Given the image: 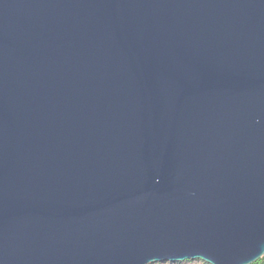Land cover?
I'll use <instances>...</instances> for the list:
<instances>
[{
	"label": "water",
	"instance_id": "obj_1",
	"mask_svg": "<svg viewBox=\"0 0 264 264\" xmlns=\"http://www.w3.org/2000/svg\"><path fill=\"white\" fill-rule=\"evenodd\" d=\"M264 256V0H0V264Z\"/></svg>",
	"mask_w": 264,
	"mask_h": 264
},
{
	"label": "rangeland",
	"instance_id": "obj_2",
	"mask_svg": "<svg viewBox=\"0 0 264 264\" xmlns=\"http://www.w3.org/2000/svg\"><path fill=\"white\" fill-rule=\"evenodd\" d=\"M153 264H162V263H153ZM164 264H172V263H164ZM176 264H208L202 260H191V261H186L184 263H176Z\"/></svg>",
	"mask_w": 264,
	"mask_h": 264
},
{
	"label": "trees",
	"instance_id": "obj_3",
	"mask_svg": "<svg viewBox=\"0 0 264 264\" xmlns=\"http://www.w3.org/2000/svg\"><path fill=\"white\" fill-rule=\"evenodd\" d=\"M254 264H264V256Z\"/></svg>",
	"mask_w": 264,
	"mask_h": 264
}]
</instances>
